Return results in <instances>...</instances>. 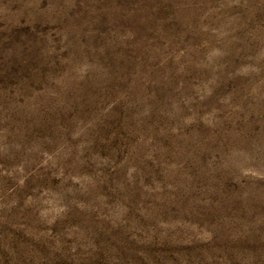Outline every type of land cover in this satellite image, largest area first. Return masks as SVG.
I'll return each instance as SVG.
<instances>
[{
  "label": "rangeland",
  "instance_id": "1",
  "mask_svg": "<svg viewBox=\"0 0 264 264\" xmlns=\"http://www.w3.org/2000/svg\"><path fill=\"white\" fill-rule=\"evenodd\" d=\"M0 264H264V0H0Z\"/></svg>",
  "mask_w": 264,
  "mask_h": 264
}]
</instances>
